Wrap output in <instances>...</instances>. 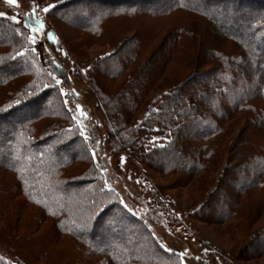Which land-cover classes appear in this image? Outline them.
<instances>
[{
    "label": "trees",
    "instance_id": "trees-1",
    "mask_svg": "<svg viewBox=\"0 0 264 264\" xmlns=\"http://www.w3.org/2000/svg\"><path fill=\"white\" fill-rule=\"evenodd\" d=\"M82 1V8L74 4ZM242 1L264 7V0H48L53 13L67 10L82 19L72 26L78 31L95 37L107 30L113 36L129 33L113 51L81 64L73 61L69 68L61 62L65 44L55 28H44L37 5L21 17L0 16V32L7 36H0V264H36L65 241L70 254L61 264H184L180 251L164 240L183 233L185 214L207 220L197 214L226 209V218L241 194L264 187V13L252 16ZM150 19L157 24L151 27ZM195 19L206 27L201 50L214 67L152 95L157 66L174 61L193 37L188 21ZM37 21L42 28L33 33ZM161 31L165 34L151 53L141 56L143 37ZM34 34L60 51L59 59L50 57L51 72L28 39ZM227 42L236 50L220 46ZM132 66L115 92L100 84ZM78 103L86 116L77 112ZM230 119L243 126L229 137L214 185L202 200L180 209L148 170L191 177L212 165L221 153L211 140H225ZM40 121L45 122L38 126ZM125 167L126 179L133 178L140 192L127 183L117 187ZM12 207L31 212L34 229L50 226L54 235L48 234V243L37 238L20 243L24 236L1 220ZM236 257L213 248L205 262L232 264Z\"/></svg>",
    "mask_w": 264,
    "mask_h": 264
},
{
    "label": "rangeland",
    "instance_id": "rangeland-1",
    "mask_svg": "<svg viewBox=\"0 0 264 264\" xmlns=\"http://www.w3.org/2000/svg\"><path fill=\"white\" fill-rule=\"evenodd\" d=\"M47 1L48 0H16L15 4H9L0 0V12L9 14L15 13L16 16L21 17V15L25 14L29 8H33L37 5L41 11V18L43 20L41 23L44 24V28H55L58 36H60L66 46L65 49L67 48V55L61 58V62L66 68H69L73 61L81 64L82 62L94 60L96 57L102 56L109 51H113V45H115L116 41L129 34L127 32L113 36V33L111 34L110 30H107L106 33L102 34L100 37H95L86 32L78 31L72 26H75V24L80 22L82 19L74 16L73 13L67 10H57L53 13V11H50L49 9L45 12L43 9L48 6ZM242 2L245 3L243 4L242 9L245 11H251L252 16L264 13L263 5L249 4L245 1ZM83 3H85V1H82V3L76 2L74 4L82 8L84 5ZM69 5L71 6L73 4ZM89 6L94 7L95 3H89ZM229 7L225 9L227 10ZM59 14L62 15L63 20L60 18ZM83 14L84 16L87 14L85 12V8L82 11V15ZM149 21L151 27L158 22L156 19H150ZM188 22L190 29L194 32V35L189 38L188 43L184 46V48L179 50V53H177L174 61L157 66L158 72L156 73L158 74L153 81L154 85L153 89H151L152 95L155 92H159L174 85L176 82L182 81V79L190 75L192 72H195L196 74L205 73L207 70L214 67V63L205 60L206 57H204V55L206 51L202 52L201 50L204 42L207 41L205 38L206 27L204 26V22L202 19H195ZM226 28L230 29L228 26H226ZM150 33L152 34V32ZM163 34H165V31H161L156 37L151 36V39L143 37L145 42L140 52L141 56L144 57L145 55L147 56L148 53H151V50L157 45ZM0 36L7 37L3 32H0ZM34 36L37 41L35 42V46L38 49L37 51H39L37 55L39 56V59L42 58L44 60V69L50 71V60L53 56H59L60 51L58 52L55 50L53 48L54 45L50 46L48 43L49 41L44 40L42 34L40 36L34 34ZM62 41L60 40L61 43ZM214 42L220 41L214 40ZM47 46L49 50L47 49ZM220 46L228 51L236 50V48L229 42L225 44L220 43ZM3 49L4 48L0 47V51ZM253 49L258 54L261 52L257 45H253ZM33 54L34 51L32 50L31 55ZM134 68L135 66H132L116 79L103 80L101 78L100 84L103 88L105 86L108 90L115 92L120 87L121 83L126 79V75L133 71ZM1 74L3 73L0 71V75ZM24 79L26 78L22 77L18 81H22ZM76 85L80 89H83L84 87L81 83L77 84L76 82ZM83 96L84 93H82V97ZM90 96L91 99L89 101L93 106L94 96L92 94H90ZM43 122L45 121L38 122V126ZM242 126V120H227L225 126L227 134L225 136L226 138L224 137L225 140L221 141V137L211 140V142H215L217 144V147L219 148L218 152L221 153L217 156L218 159L214 158L215 160L212 165L209 164L208 167L199 170L191 177L185 176L184 173H162L153 169L148 170V173L156 184L160 185L163 190H166L172 195V199H174L176 205H178L180 209L196 204L204 198V195H206L205 191L210 188V186L214 185L215 180L219 175V171L221 170V162L226 151V144L230 140L229 137H234ZM4 127L8 130V123L5 124ZM254 137L257 138L256 140L258 141L262 140L257 133ZM228 148L229 146L227 149ZM235 150L236 148L234 150L232 149V151ZM177 161L178 159L175 160V162ZM163 163L168 165L169 162ZM236 163L238 164L239 162L236 161L234 164ZM157 165L161 166L162 163H157ZM127 171L128 168L125 167L123 172L118 173L122 180L120 181L121 183L118 182V186H116L118 188L122 186L124 187V183H127L128 187L133 189L132 191H134V193L138 191L140 192L141 188H138V184L136 185L133 178L131 179V182L126 179L128 176ZM131 171H133L132 167ZM241 171L242 170H239V172ZM111 176L114 177L112 173ZM228 182L230 186L235 185L230 181ZM238 199L239 200L233 213L226 218L223 217L225 216L224 214L226 209L213 213L211 211L199 212L197 216L201 214L209 216L207 217L209 219H205L206 221L201 218L199 219L198 217H192L191 215L188 217L186 214L184 217L181 216V218L183 217V229L181 230L183 233L179 232L171 234V238L167 236L164 240L167 242L165 245L171 249L180 251L181 259L184 264H208L205 262V259H208V251L213 248H218L223 251L231 250L234 255L237 254V257L235 258L236 260L232 264H264V243L262 238L264 236V187L254 186L249 188L246 192L241 194ZM30 214L31 212L25 213L15 210V208L12 207L6 212L1 220H4L10 226H14L16 232L19 235H22V237L24 236L23 239L21 238L23 242L20 243L28 244L29 242H25L26 238H37L39 243H44L45 245V243H48L50 240L48 236L50 235V237H53V231L50 229V226L48 227L46 224L34 229ZM172 240H174V242ZM169 241L172 243H169ZM66 243L67 242L65 241L64 243L55 245L53 249L49 250L50 252L52 251L50 257L44 256L43 259L36 260L35 263H63L66 259H62V256L64 257V255L70 254V248L68 245L66 246ZM53 244L55 243H50V246ZM220 262L222 264H229L223 260ZM227 262L229 261L227 260Z\"/></svg>",
    "mask_w": 264,
    "mask_h": 264
},
{
    "label": "snow or ice",
    "instance_id": "snow-or-ice-1",
    "mask_svg": "<svg viewBox=\"0 0 264 264\" xmlns=\"http://www.w3.org/2000/svg\"><path fill=\"white\" fill-rule=\"evenodd\" d=\"M7 2H8L9 4H15V3H16V0H7ZM52 7H53L52 5H48V6H46L43 10H44L45 12H47V11H48L50 8H52ZM4 15H5V13L0 12V16H4ZM33 15H34V13H33ZM11 19H12L13 21H15V20H17V17L13 16ZM26 26H27V25H26ZM41 28H42V25H40L39 21H37L36 26H32L31 30H32L33 33H35V32H37V31L41 30ZM48 36L51 37V33H48ZM28 39H29L33 44H35V36H29ZM33 51H35V49H33ZM21 54H23V53H21ZM53 78L55 79V77H53ZM56 83H57V84H60L61 81H60L59 79H56ZM60 94H61V95H67V93L65 92V90H64L63 88L60 89ZM65 103L67 104L68 101H65ZM76 110H77V112L80 113L81 116H86V113H84V112L82 111L81 105H80L79 103L76 105ZM73 119H77V118L74 116ZM81 134L83 135V132H82ZM93 156H95L94 153H93ZM121 161H123V157H121ZM105 187H106V188L108 187L107 182H105ZM121 204H124V201H121ZM125 207H127V206L125 205ZM129 211H131V210L129 209Z\"/></svg>",
    "mask_w": 264,
    "mask_h": 264
},
{
    "label": "bare ground",
    "instance_id": "bare-ground-1",
    "mask_svg": "<svg viewBox=\"0 0 264 264\" xmlns=\"http://www.w3.org/2000/svg\"><path fill=\"white\" fill-rule=\"evenodd\" d=\"M96 1H100V0H96ZM102 1H104V0H102ZM105 1L107 2V1H114V0H105Z\"/></svg>",
    "mask_w": 264,
    "mask_h": 264
}]
</instances>
